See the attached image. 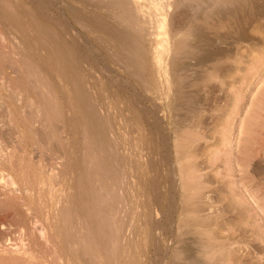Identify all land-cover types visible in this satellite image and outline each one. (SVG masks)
<instances>
[{"label": "rangeland", "instance_id": "rangeland-1", "mask_svg": "<svg viewBox=\"0 0 264 264\" xmlns=\"http://www.w3.org/2000/svg\"><path fill=\"white\" fill-rule=\"evenodd\" d=\"M10 1L15 4L16 12L19 13H16L17 16L19 15V17H21L20 14L23 13L22 15L26 14L28 16L30 15V17L25 15L23 18H26L21 20V18L15 16H13L14 18L7 16L8 19L6 16H0V26H4V30L7 29V27H12L13 31L17 29L15 31L18 33L14 31L16 36H18L17 39L19 38L20 40V38H24L25 45L29 46V53L33 56L31 57L34 60L33 63H35V66L38 65L36 67L37 69L41 68L42 71L47 74V78L45 79H48L51 85L50 87L54 89L53 91H55L57 96H59V99H61L60 103H62L61 105L64 109L62 117H50L48 119L44 118V120L35 117V119L33 118L32 120L36 136L38 132H43L45 130L47 133L49 132L50 134H53H51V136L50 134L46 135V131L43 132L44 134L46 133V137L43 134L46 143L48 141V145H46L50 147V150L46 148L45 152L43 149V154H38L39 150H37V148L39 147V143L37 140H33V142H35L34 145L32 143L29 148L32 157L30 158L29 163V177L34 178L37 174H35V172L39 170V167L40 171L41 169L46 168V171L43 170V173H45L46 176L50 175L49 171V174L47 173V170L49 169H51L52 174L55 172L57 173L55 170L57 167L58 169L61 167L58 166L59 162L63 163L61 164L63 174L62 176L60 175V180L58 178L57 180L52 178L53 180L51 179L52 182L50 183V186L52 185V190H50V192L45 190V195L42 191L40 198L42 199L41 201L45 203V205L44 203H40L41 206L43 205L41 211H43V209H45L44 211L47 210V213L50 211V221H52L53 216L52 204L54 198L61 192L62 194H64V192H71V188L74 185L77 187V184L73 183L74 178L72 177H74L75 174H80V176H82L80 171L83 172V176L80 178H82L81 180L84 182L85 180L83 179H86V177L84 176L85 171L82 170L85 169L83 167L91 164L90 161L96 160L99 157L98 160L102 163H100L99 166H103L102 169L104 172L100 171L102 172L100 176L95 178L98 182L95 183V181H93V185L99 186L102 183L100 187H103L104 189L100 188V191L104 190L106 193V196L104 195V200L107 202V209L111 213L118 212L121 215L122 221L120 222V215L117 213L119 215L118 222H120L122 226V232L127 233L126 235L124 233L126 236L124 240L126 239V241H122V244H125H123V252L127 256L124 259L122 258L124 262L120 260L121 264H127L130 260L131 262H129V264H133V262H135L134 264H143L144 260L146 264H161L162 260H168V258L171 260L173 254L180 249L181 245L186 244L193 246L196 242L199 243L202 241H214V243L223 242L224 238H222L221 235L224 236L228 234V231H231L233 227H246L248 229L251 227L258 231L259 234L264 232V19L260 18V20L257 18L255 24H252V26H246L245 28L247 34H249V38L246 40H238L236 36L239 34V30L236 27V23L235 25L232 23L235 20L234 17L231 16L233 21L230 16L226 17L227 19L230 18V20H227L224 16L227 21L225 19L221 21L217 20L220 16L212 14L213 12L210 13L207 10V3L205 2L201 3V7L202 4L204 5L203 7L206 6V10L210 14L206 13L207 11L204 10V8L195 17H193L191 13H188L185 17L182 16L180 19L177 17L175 20H177L176 24L178 23L180 29L179 33L183 32V30L186 29L183 26L186 27L187 25V27H191L194 31L195 29L198 31L202 30L201 34L198 31H195L194 33H199L204 38L199 34L193 35V37L197 36L194 38L195 43L191 42V44L193 43L192 47L196 48V52L195 49L192 50V47H189L188 50L190 51L188 52L190 54L186 51L184 56L183 53H178L179 56L177 55L178 57H176L173 56L174 54L172 52H166V54H168L167 56L166 54L162 55V58L166 56L165 59H163L166 64L162 65V60L160 65L161 69L163 70L164 68L167 72V80L169 82L167 84L165 83L164 77L158 76V69L156 68V65H154L155 61L153 60L154 62H152V58L156 60L157 53L155 52H157L161 45L159 44L160 40L158 39L164 38L160 37L162 36L160 34H158L159 36L157 37V34L153 33L154 31L152 32V21H147L148 23H146L145 20L141 21L140 24L143 22L142 24H146L144 25L146 28L144 30V27H142L143 25L141 24V27L138 26L139 29L141 28L140 30L136 28L139 30H137L139 33L137 34L135 23H132L134 27L131 24L132 27L129 25L131 28H129L127 24V21L130 23L133 21L127 19V21L124 22L123 20L126 19L122 18V20L120 19L121 17H117L119 14L121 15V10L124 7L119 6L114 2L112 3L109 0L110 3L118 6H114V8L112 4H107L106 6L105 4L108 2L107 0H42L44 4L46 2L43 6L40 5L42 1L39 3L38 0H21V3L19 0L17 2L16 0ZM15 2L18 4L16 5ZM32 2L38 5L39 8L37 9H39L40 12L35 8L37 6ZM167 2L168 4L165 9L169 11L167 12L168 16L169 13L172 12V5L169 3L174 2L172 0H167ZM22 3L28 5L29 10H26V8L24 10L23 5L25 4ZM20 7H22V9ZM107 7H110V9ZM30 9H32V11ZM21 10L28 12L24 14ZM110 10L111 12L114 11L112 15L110 14ZM191 10H189V12H191ZM30 11L33 12V15H36V17L27 14L31 13ZM41 11L43 15H40ZM38 12L40 14H38ZM97 12L99 13L97 14ZM103 13L104 15L106 14L105 20ZM115 13L119 14L116 15ZM203 13L206 14L204 15ZM0 14H3L2 11ZM101 14L102 16H100V18L103 17V19H101L103 23L98 16ZM95 16H97V20H100L103 25H107L106 29L103 25V28H101L100 23L95 26V23L97 24V22L94 23ZM141 16H144V14ZM206 16L210 18L207 17L206 21H204ZM215 17L217 18L215 19ZM15 18H18V20ZM35 19L41 21L39 23L36 20L38 22L36 23L40 24L44 30L41 29L42 27L40 25V28H37V24H33ZM220 19H223V15ZM9 20L11 22L14 21L12 22L13 24ZM7 21L8 23L10 22V26H7ZM105 22H108V24ZM191 22L196 25H192ZM63 23L66 24L67 28L64 27L65 24L63 25ZM61 24L64 30L61 28ZM45 25L48 26L46 27ZM108 27L109 29L114 28V30L116 28L117 33H119L118 31H122V34L125 33L123 30H127V34L129 32H134V37L138 39L136 40L133 38V35L131 38H127L129 34L121 35L120 33L119 35L123 37L125 36V40L126 38L127 40L133 38L132 40L135 42L132 40H129L130 43H128L129 41L127 42V40L125 42L120 36H115L114 38V35L106 33L108 31L105 30H107ZM181 27H183V30ZM98 29H104L102 31H105V33ZM131 29H133V31ZM29 31L31 34L28 33ZM140 31H142V33ZM34 32L37 34V36L35 35L36 37L34 36ZM42 32L48 33L50 36H54L56 32H58L61 35L62 40H64V43L68 45H71L69 43H73V41L77 40V42L75 41V43H78L76 44L77 48H75V43L73 48H75L74 51L77 50L75 56H78L76 57L78 59H76L75 68L78 67L75 70L76 72L74 71L71 74L78 76H72V78L77 81L76 88L79 91H77L79 94L78 96H82L80 98L78 97L79 101H75V98H72L75 89L73 90V87L71 86L72 81L69 78L70 75L67 77L65 76L63 81L59 80L56 76L57 64H55V59L50 57L52 61H49L46 56L45 50L47 51V49L49 50L50 48L46 47L47 49H45V45L42 44ZM147 32L150 33L147 35ZM202 33L206 35L204 36ZM105 34L109 35L106 36ZM216 34H218V36ZM219 35H222V37H219ZM26 36H29V43ZM105 36L106 38L112 37L114 40L112 38L106 39ZM140 36H142V39ZM70 37L73 38L70 40ZM116 37H120V42L121 38L123 39V45L125 44L126 46V43L132 45L125 47V49L127 48L126 50H129L130 48L129 53L127 51L124 52L125 49H123V45L119 46L115 42L117 39ZM198 37H201L200 40H198ZM202 39H204V42ZM139 40L141 42L143 41V44ZM166 40H168V38ZM170 40L172 42L171 38L168 41ZM136 41L139 42L137 43ZM162 41L163 39H161V43ZM168 41L166 42V45L167 47L170 45L168 48H170L169 50L171 51V44L173 42L168 43ZM139 43L144 46L142 47L143 49L145 48V55L143 58H145L146 62L141 57L142 55L137 57L138 53L141 54V52H143L140 48L141 45L138 46ZM156 43L159 44L157 49L155 48L158 46ZM117 45L118 48L122 47L123 50L121 51L119 48L120 52H118V49L116 48ZM134 45H136L135 48L133 47ZM207 45L212 46L208 49ZM217 45L226 48H222L223 53L218 55L219 57L221 56L220 58L215 55L216 57L212 56L206 59L207 61L204 60V63H202V59L201 62L198 59H195L201 52L205 51V49L206 52L215 50L218 47ZM196 46H198V48ZM131 47L134 48L135 51L137 50L138 53H136ZM202 47H205V49L201 51L200 48L202 49ZM130 53L131 55L136 53L135 60L136 57L143 59V62L145 63L143 65V62H141L142 65H140L144 67L140 68V65L139 67H136V64L133 63L139 64V61L142 60L139 59L135 62L133 59L135 54L131 56V58ZM186 53L187 56H185ZM197 53L198 55H196ZM173 58L174 61L172 60ZM131 59L134 62H131ZM126 60H129L132 65ZM175 60H178V62L176 61L178 63L177 66H175ZM193 60H198V65L197 62ZM170 62H172V64ZM180 63L182 64L179 66L180 68L178 70L177 67ZM183 64L184 66H182ZM153 68L158 75H153ZM150 75H153V79L150 78ZM176 76L179 78L177 79ZM149 78L152 79L153 82L149 80ZM176 81L179 82L176 83ZM176 89L178 94H176ZM183 91V94L186 93L184 96L182 94ZM163 92L166 93L164 94ZM187 93H189V95H187ZM172 98L174 99L170 101ZM77 102L79 103L77 104ZM179 116L181 119H179ZM18 125L19 129L21 127L20 130L22 131L23 125L20 121ZM41 125H43V128ZM38 126L41 128L38 129ZM36 131L38 132L36 133ZM47 138L48 140H46ZM52 139H54L55 142ZM34 146L37 147L35 148ZM177 152L179 153L177 154ZM92 154L97 158L95 159ZM56 155L59 157L55 158ZM41 160L43 162H41ZM36 166L38 167L37 169ZM42 166L43 168H41ZM48 166H51L54 170L51 167L48 168ZM2 168H4V166ZM2 168H0V170ZM2 170L4 172L5 168ZM30 173H32V175L34 174V176L32 177ZM17 180L18 179H16V181ZM82 185L84 186L83 188L87 186L86 188L88 190V185L85 186L84 183L81 184V186ZM81 186L78 188H81ZM75 187L72 189L74 190ZM82 189H80V192L86 196L87 193H84L83 191L86 192L87 190ZM34 192L36 191L34 190ZM99 194L102 195V192ZM32 195H34V193ZM30 201H28L30 210H32L31 208H33V205L35 204V210H32V212L34 211V213H36L38 219H44V216L42 215L44 211L43 213L39 211V206V208L36 209L38 205L36 203L40 200L36 201V203H34L35 200H33V202H31L33 203L32 205ZM83 202L85 203V200ZM84 203L83 206H85ZM5 210L9 211L5 208L0 210V232L1 235L3 233L6 237H10V231L16 229V224L10 216H4L6 213ZM82 211L83 213L85 212L84 210H81V212ZM140 215H142V217ZM129 221L131 222L129 223ZM124 222L128 225L124 224ZM51 224H53V222H51ZM196 224H199V226ZM148 225L149 227L151 225V227L147 228ZM210 229L217 231V234L211 235L212 233L210 232ZM3 230L6 232L4 233ZM8 230L10 233L7 232ZM195 230H199L196 232V235L194 233ZM200 231L203 235L199 234ZM148 232L151 234H147ZM147 235L149 236L147 237ZM202 236L203 238L200 239ZM239 239H244L243 241H240L246 242L248 237H239ZM250 239H253V237H250ZM256 240L260 242L259 238H254L253 241L257 242ZM250 242L252 241L250 240ZM174 244L177 246L176 248H172L175 247ZM145 245L149 247L150 251H146L148 247ZM166 246L170 248L167 249L168 247L166 248ZM153 247H156V249ZM165 249L166 252L164 251ZM123 252H121V254ZM143 252H145L144 255L146 254L148 256H144ZM154 252L155 254H153ZM159 252L162 253V255H158ZM141 254L143 257H141ZM263 254L264 253L262 252L257 256L261 257ZM164 255L167 256L165 257ZM137 256L139 261L142 259L140 262L137 260L138 263L135 261ZM126 258L128 261L125 260ZM148 260L150 263L147 262Z\"/></svg>", "mask_w": 264, "mask_h": 264}, {"label": "bare ground", "instance_id": "bare-ground-1", "mask_svg": "<svg viewBox=\"0 0 264 264\" xmlns=\"http://www.w3.org/2000/svg\"><path fill=\"white\" fill-rule=\"evenodd\" d=\"M17 1L18 0H16V2ZM19 1L21 3V0H19ZM29 1H31V0H29ZM41 1L42 0H38L39 3H41ZM109 1H111L112 3L114 2L115 4H118L119 6H123L124 7L123 8L124 10L121 7V9L123 11L121 10V12H122L121 15L118 13L119 16H117V17H121L120 19H122V18L123 19H126V20H123L122 19L124 22H126L127 19L133 21L131 23L127 21L128 27H129L130 24L134 27V25L132 23H135V25H136L135 30L137 32V30L139 29L138 26L141 27L143 25L142 27H144V30L146 28V26H144L146 24H142L143 22L141 23L142 25L140 24L141 21L145 20L146 23H148L147 21H150V22L152 21V23H153V25H152V28H153L152 32L154 31L153 33H156L157 34V37L159 36L158 34L162 35L160 37H164V38L158 39V40H160L159 41L160 42L159 44H161L160 47H159V44L156 43L158 46L155 47V48L157 49L159 47V49L157 50V52H155V53H157L156 60L154 58H152V62L155 61L154 62V65H156V68L158 69L157 70L158 71L157 73H159V75L155 72L156 70L154 71V68H153V71L154 72L153 71L152 72L154 73L153 75L157 74L158 76L164 77L165 83H167V84L169 83L168 80H167V72L165 71V69L163 68V66H162V68H163V70H162L161 69V65H160L161 61L163 59H165V57L168 55V54H166V52H168V53L169 52H172L174 54L173 56H176V57H178L180 53L181 54L183 53V56H184V54H185L186 51L187 52L190 51V50H188V48L189 47H192L193 43H195L194 38H196L197 36H194L193 37V35L195 34L194 33L195 31H198L196 29L194 31L193 29H191V27H187V25H186V27L183 26L186 29L183 30L182 29L183 27H181V29L183 30V32L179 33L180 32V29H179L178 23L176 24L177 20H175V19H177V17L180 19L182 16L185 17V15H187L188 13H191L192 16L195 17V16H197V14L199 12L202 11V9L205 8L204 10H206V6H207V10L210 13L213 12L212 14H216L217 16H220L218 18L215 17V19L217 18V20H220L221 21V20H224L226 17L230 16L231 20L233 21V18L231 16L234 17L235 20L233 22L232 21L231 22L234 23V25L236 23V27L239 30V34H237V36H236L238 40H246V39L249 38V34H247V32H246V28H245L246 26H250V25L252 26V24H255V22L257 21V18L264 19V0H172L174 3H169V4L172 5V12L169 13L168 16H167V12H169V11H167L165 9L166 6H167V4H168L167 0H114V1L113 0H109ZM109 1L107 3L105 2L106 3L105 4L106 6H107V4H112ZM204 2L207 3L206 6L203 7L204 5L202 4V7H201V3H204ZM25 3H22V4H25ZM17 4L18 3H16V5ZM26 4L23 5L24 7L22 6L24 8V10H25V8H26V10L28 9V5H26ZM33 4H35V3H33ZM33 4H31V5H33ZM45 4H46V2H45ZM45 4L42 1V3L40 5L43 6ZM52 4H51V6H52ZM115 4L114 5L112 4L113 5V8H114V6H118V5H115ZM14 5L15 4L12 3V1H10V0H0V8H1L0 13H1V11L3 13V14H0V16H6V17L8 16L10 18H14L13 16L19 17V15L17 16V14H16L18 12H16V9H15V6ZM25 6H27V7H25ZM36 6H37V7H35L36 9L39 8L38 5H36ZM42 6H41V8H42ZM22 7H20V8L22 9ZM110 7H107V8L110 9ZM30 10L32 11V9H30ZM37 10L40 12L39 9H37ZM111 10H110V12H111ZM119 10H117V11H119ZM189 10H191V12H189ZM47 11H48V9H47ZM208 11L206 13H209ZM22 12H24V11H22ZM26 12H28V11H26ZM26 12H24V14ZM39 12H38V14H40ZM43 12H44V10H43ZM113 12L114 11H112L110 14L112 15ZM98 13L99 12H97V14ZM206 13H203V14L205 15ZM22 14H20L21 17H19V18H21V20L24 19V18H26V17L23 18V16H25L26 14L25 15H22ZM27 14H31V16H35L36 17V15H33V12L27 13ZM118 14H116V15H118ZM142 14H144V16H141ZM209 14H208V16H209ZM40 15H43L42 14V11H41V14ZM103 15H104V13H103ZM105 15H104V20H105ZM222 15H223V19H220L222 17ZM26 16H28V15H26ZM98 16H99V19L100 20L103 19V17L100 18V16H102V14L101 15H98ZM208 16H206V18H205L204 21H206V19H207ZM224 16H225V18H224ZM8 17H7V19H8ZM28 17H30V15ZM35 17H33V18H35ZM96 17L97 16H95L94 23L97 22V24L95 23V26L100 23L101 28H103L102 27L103 21L101 20V22H102L101 23L100 20H97L98 18H96ZM115 18H116V16H115ZM208 18H210V17H208ZM230 18L229 19L226 18V19L227 20H230ZM15 19L18 20V18H15ZM15 19H13V20H15ZM30 19H32V18H30ZM37 19H38V17H37ZM37 19H35V21L33 22V24H35L39 20V19L38 20ZM32 20H34V19H32ZM27 21H28V19H27ZM119 21H121V20H119ZM119 21H117V22H119ZM12 22H14V21H12ZM38 22L40 23L41 21H38ZM7 23H8V21H7ZM9 23H8L7 26H10ZM65 23H63V25ZM41 24H43V23H41ZM106 24H108V22ZM191 24L192 25H196V24H194L192 22H191ZM23 25H24V23H23ZM39 25L40 24H37V26H38L37 28H40ZM124 25L127 26L126 24H124ZM34 26H36V25H34ZM103 26H105L104 28L106 29V26L107 25H103ZM197 26H199V25H197ZM197 26H196V28H197ZM1 27L2 26H0V168H2L4 166L5 170H4V172L2 170L4 168H2L0 170V210H2L3 208L9 210V211H6L5 210L6 213L4 214V216L5 217H9L10 216L11 217V219L16 224V229L10 231L11 232L10 237H6V235H4L3 233L1 235V232H0V264H121L120 260L123 261L122 258L124 259L127 256L123 252V247H124L125 244L124 243H123L124 245L122 244V241L126 237L125 235L127 233L122 232V226L120 224V222L122 221L121 215L117 212L120 215V217H119V215L116 212L111 213L107 209L108 208V205H107L106 200H104L105 199V196H106V193L104 192V190H101L100 191V188H101L100 186H101L102 183L101 182H100L101 184L98 183V184H100L99 186L98 185L97 186L95 185L96 188L93 185L94 184L93 181H95V183L98 182V181H96L97 179H95V178L100 176V174L102 173L100 171H103V169H102L103 166H99L100 163H101L98 160L99 157L98 158L96 157L97 158L96 159L94 157L95 155L92 154V156L94 155L93 157L96 160H98V161L90 159L93 162L90 161L91 164L86 165V166L83 167L85 169H82V170L85 171L84 176L86 177V179L85 178L83 179V180H85L84 182L81 180L82 178H80V177L83 176V172L82 171H80L82 176H80V174H75L74 177H72V178H74L73 179L74 180L73 183L74 184H77V187H75V185L74 186L73 185H69V186H73V187H75V189L77 188L76 190L75 189L73 190L72 189L73 187H72L71 188V192H66V193L64 192V194H62V192H61L60 194H58L54 198L53 204H52L53 205V209H52L53 210L52 221L49 220L50 219L49 215L51 214L50 211H49L50 214L47 213L48 212L47 210L44 211L45 209H43L44 213H43V211H41L42 210L41 208L43 207V205L41 206L40 203L41 204L44 203V202L41 201L42 199H40L41 198L42 191H43V194L45 193L44 192L45 190H47V191L50 192V190H52V188H51L52 185L50 186V183L52 182V180L53 179L57 180V178L60 180V178H61L60 175L62 176V174H63L62 173V170H61L62 169L61 168L62 167L61 164H63V163L59 162V165L57 164L58 166H61V167H59V169L57 167V169L59 171L53 165H51V166H53L56 169L55 171H57V173L55 172L54 174H52L51 173V169H49V170H47V173L49 171L50 175L49 176L48 175L46 176L45 173H43L44 171H46V168L44 169L43 166H42L41 167V168H43V169H41L42 172L40 171V167H39V170L37 172L34 171L35 174L37 173L35 176H34V174L32 175L33 172L30 173L32 175V177L34 176V178L29 177V171H28L29 168H30L29 167L30 166L29 163H30V158H32L31 157V152H29L30 151L29 148L31 147L32 143L34 145L35 142H33V140L35 139L39 143L38 144L39 147L37 148V150H39L38 151V154L39 153L41 154L43 152L42 151L43 149H44V152H45L46 151V148H48V149L50 148V147L47 146L48 145L47 144L48 141L46 143V141L44 139L46 137V135H49L50 133L49 132L47 133V131L44 129L46 131V133H47V134L45 133L46 135L43 133L45 131L42 130L43 132L36 131V133L38 132V134L36 136L35 135V132H34L35 129H33V125L34 124H33V121L32 120H33V118L35 119V117H37L38 119L42 118L43 120H44V118H47L48 119L50 117H52V118L53 117L55 118V117H58V116H61L62 117V115L64 114V109H63V106L61 105L62 103H60V100L61 99H59V96H57V94L55 93V91H53L54 89L50 87L51 85H50L48 79H45V78H47L46 77L47 74L44 71H42L41 68L40 69L39 68L37 69L36 67L38 65L35 66V63H33L34 60L31 58L33 56L30 55V53H29L30 52L29 51L30 49L28 48L29 46H26L25 45L24 38L23 39L20 38V40H19V38L17 39L18 36H16V34H15V32H16L15 30H17V29H15L14 27L13 28L15 29L14 30L15 32L12 30V27L11 28L10 27H7V29H5V30L3 29L4 26L2 28ZM27 27H29V26H27ZM52 27H53V25H52ZM64 27H66V24H65ZM110 27H111V25H110ZM131 27H129V28H131ZM192 27H194V26H192ZM17 28H18V26H17ZM61 28L63 29L62 24H61ZM99 28H100V26H99ZM136 28H138V29H136ZM187 28H189V29H187ZM41 29L44 30L43 27ZM62 29H60V30H62ZM133 29H131V30L133 31ZM220 29H221V26H220ZM98 30H100V29H98ZM102 30H104V29H101L100 31H102ZM117 30H118V28H117ZM150 30H151V28H150ZM19 31H20V29H19ZM105 31H108L106 33H109L111 35H114L113 36L114 38H115V36H120V37H122L124 39L125 36L124 37L121 36L123 34L124 35L125 34L126 35L129 34L128 37L126 36L127 38H131L132 35H133V38H135L134 37L135 35L133 34L134 32L133 33H130L129 32L127 34L126 33V32H128L127 30H123V31H125V33H123V34L121 33L122 31L121 32L118 31L121 35H119V33H117L116 28L114 30V28L113 29H109V27H108L107 30H105ZM105 31H102V32L105 33ZM201 31L202 30H200L198 32H200V34H201ZM219 31H221V30H219ZM23 32H24V30H23ZM140 32L142 33V31H140ZM16 33H18V32H16ZM28 33H30V31ZM148 33H150V32H147V35H148ZM109 34H107V35H109ZM137 34H139V33L137 32ZM35 35L37 36L36 33L34 34V36ZM140 35H142V34H140ZM203 35L205 36L206 34H203ZM216 35L218 36V34H216ZM38 36H40V35H38ZM106 36H105V38H106ZM150 36H152V35H150ZM153 36H155V35H153ZM211 36H213V35H211ZM220 36L222 37V35H219V37ZM28 37H27V39H28ZM120 37H118V38L116 37L117 39H116L115 42L119 46H122L123 45L122 43L124 41L126 42L127 38H126V40L124 39V41L121 38V42H120L119 41L120 40ZM140 37L142 39V36H140ZM201 37H203V36H201ZM250 37H251V35H250ZM252 37H253V35H252ZM72 38L73 37H70V40ZM107 38L108 39H111L112 37H110V38L107 37ZM167 38H168V40L171 38L173 43L171 42V40L170 41L166 40ZM200 38L198 40H200ZM225 38H227V37H225ZM42 39H43V43L42 44L45 45V49L50 48L49 50L47 49V51L45 50L47 58L49 59V61L50 60L52 61V59H50V57L53 58V59H55V61H56L55 62V64H57L56 65V68H57L56 69V72H57V75L56 76L59 78V80H62L63 81V79H64L65 76L67 77L68 75H70L69 78L72 81L71 82L72 83L71 86L73 87V90L75 89L73 91L72 98H75V101H79L78 100V97H79L78 96L79 95L78 92L79 91L76 88L77 87L76 86V82L77 81H75V79L72 78V76H74V75L71 74L78 67L77 66L75 68V63L77 61L76 59H78L76 57H78V56H75V52H77V50L74 51L75 48H77V45L76 44H78V43H75V41L77 42V40L73 41V43H69L72 46L71 45H68V44H65L64 43V40H62V37H61V35L58 32H56V34L54 36H50V34L48 35V33H43ZM135 39L137 40L138 38H135ZM161 39H163L162 43H161ZM207 39H205V40H207ZM129 40L130 39H128L127 42ZM27 41L29 43V39ZM39 41H40V39H39ZM130 41L128 43H130ZM132 41L135 42L134 40H132ZM167 41H168V43L169 42L172 43L171 45L173 47L171 46V51L169 50L170 48H168L170 45L168 47L166 45V42ZM202 41L204 42V39H202ZM211 41H209V42H211ZM133 42H132V44H133ZM191 42H193V43L191 44ZM209 42H207V43H209ZM28 43H27V45H28ZM33 43H36V42H33ZM74 43L76 45L75 48H73L74 47ZM66 45H68L69 47L66 46ZM118 45H117V47L116 46L115 47L118 49L117 51L120 52L119 51L120 49L122 51L123 49H125L126 46H128L130 44H127L126 43V46L124 44L123 45L124 46L123 49H122V47L121 48L119 47L120 48L119 49L118 48ZM136 45H134L133 47L135 48ZM140 45L141 44L139 43L138 46H140ZM212 45H210V46H212ZM130 46H132V45H130ZM210 46L207 45L208 49L211 48ZM51 47H52V49H51ZM142 47H144V46L143 45L140 46V48L144 52L145 48L143 49ZM196 47L198 48V46H196ZM43 48H44V46H43ZM134 48H132V49H134ZM222 48L223 49H226L223 46H221V47L218 46L215 50H212V51L210 50L211 52H208V51L206 52L205 47H202V49L200 48V50L202 51L203 49H205V51H203L201 53L198 52L200 54L195 59H198L200 62L203 60L202 63H204V60L208 59L209 57H212V56H215V55L218 56L220 53H223L222 52V50H223ZM126 49H125L124 52L127 51L129 53L130 48H129V50H126ZM191 49L192 50L195 49V52H196V48H193L192 47ZM131 51L134 52L135 49H134V51L133 50H131ZM135 52L138 53L137 50ZM143 52H141V54L138 53L139 56L137 55V57H140V55H142L141 57L143 58V56L145 55V52L144 53ZM136 53H134L135 55L133 54L134 56L131 55V53H130V57L133 56V59H134L135 62H137V60L140 59V58H137L136 57V60H135ZM198 53L196 55H198ZM163 54H166V56H164L162 58V55ZM221 55H223V54H221ZM185 56H187V53H186ZM190 56H188V57H190ZM188 57H186V58H188ZM190 58H192V57H190ZM143 59L145 61V58H143ZM143 59H140L142 61H139V64L138 63H133V64H136V67H139V65L141 64V62H143ZM172 60L174 61V58ZM198 60H193V61H196L197 62ZM126 61L128 62L129 60H126ZM130 61L132 62L133 60L131 59ZM130 61H129V64L131 63ZM163 61H162L161 64L162 65L163 64H166V62L164 61L165 62L164 63ZM176 61L178 62V60H175V63H176L175 66H177V64H178ZM209 61H210V59H209ZM145 62H143V65H144ZM172 62H170V63L172 64ZM46 63H48V62H46ZM181 64L182 63H180L178 65V67H177L178 70H179V68H180L179 66H181ZM130 65H132V64H130ZM141 65H140V68L141 67H144V66H141ZM154 65H153V67H154ZM173 65H174V63H173ZM197 65H198V62H197ZM182 66H184V64ZM219 66H221V65H219ZM185 67H186V65H185ZM214 67L217 68L218 65H217V67L216 66H214ZM54 74H56V73H54ZM153 75H150L151 76L150 78L153 79V77H152ZM76 77H78V76H76ZM150 78H149V80L152 81V79H150ZM176 78H177V76H176ZM176 78H174V79H176ZM174 79H172V80H174ZM161 81H159V82H161ZM154 82H157V81H154ZM178 82L176 81V83H178ZM155 85H156V83H155ZM158 85H160V84H158ZM152 86H154V85H152ZM61 87H64V86H61ZM174 87H176V86H174ZM151 89H152V87H151ZM156 89H157V87H156ZM184 89H186V88H184ZM160 90H162V89H160ZM172 91H171V93H172ZM176 91H177V89H176ZM163 93L165 94L166 92H163ZM183 93H184V91L182 92V94ZM176 94H178V91L176 92ZM176 94H175V96H176ZM184 95H186V93L183 94V96ZM187 95H189V93H187ZM80 97H82V96L80 95ZM165 97H166V95H165ZM177 97H178V95H177ZM169 99H170V97H169ZM173 99L174 98H172L170 101H172ZM185 100H186V98H185ZM174 102H172V103H174ZM192 102H193V100H192ZM78 103L79 102H77V104ZM178 103H179V101H178ZM169 105H171V104H169ZM198 109H199V107H198ZM172 111H173V109H172ZM167 112H169V111H167ZM179 119H181V117ZM186 120H185V122H186ZM19 121L23 125L22 131L20 130L21 127L19 129V125H20V124L18 125ZM176 124H177V121H176ZM43 125H41L42 128H43ZM36 126H37V124H36ZM40 128L41 127H39L38 129H40ZM43 134L45 135V137H44ZM51 134H53V133H51ZM48 138L46 140H48ZM52 140H54V139H52ZM44 141H45V143H44ZM58 141H60V140H58ZM54 142H55V140H54ZM48 149H47V151H48ZM176 151H178V150H176ZM93 152H95V151H93ZM178 153L179 152H177V154ZM89 156H90V154H89ZM58 157L56 155L55 158H58ZM82 157H84V156H82ZM43 160H44V158H43ZM86 161H87V158H86ZM25 162H26V164H25ZM41 162H43V161L41 160ZM77 162H79V161H77ZM38 163H39V161H38ZM86 163H88V162H86ZM83 165H85V164H83ZM51 166H48V168H50ZM100 167H101V169H100ZM37 168L38 167L36 166V169ZM32 171H33V169H32ZM109 174H110V172H109ZM16 179H18V180L16 181ZM82 182L84 183V185L87 183L86 185H88V190L86 188L87 187L86 185H85L86 186L85 187L86 189L83 188L84 187L83 185L81 186V184H83ZM79 185L81 186V188H78V187H80ZM104 187H107V186H104ZM82 188L84 190H87L86 192L83 191L84 193H87L86 196H85V194H83L82 192H80V189H82ZM34 190L36 192H34ZM32 192L34 193V195H32L33 194ZM53 192H54V190H53ZM98 192L99 193L102 192V195L99 194ZM111 197H112V195H111ZM108 198H110V197H108ZM32 199L35 200L34 203H36V201L40 200L39 202L36 203V204H38L37 207H36V209L40 207L38 210L43 213L42 215L44 216V219L43 218L42 219H38V217H36L37 216L36 213H34V211L32 212V210H35L34 209L35 206H36L35 204L33 205L34 207L31 208L32 210H30L29 202L28 201L31 200L30 201V203H31V202H33ZM84 200H85V203L83 202ZM111 201H113V200H111ZM83 203L85 204V206H83ZM32 204L33 203H31V205ZM44 205H45V203H44ZM81 207L82 208L84 207V208L82 209ZM81 210H84L85 211L84 212L85 214L83 213V211L81 212ZM187 210H189V209H187ZM123 214H124V212H123ZM154 215H155V213H154ZM140 216L142 217V215H140ZM118 217L121 219L120 222H118L119 221V218ZM51 222H53V224H51ZM125 222H124V224H126ZM130 222L131 221H129V223ZM140 222H141V220H140ZM127 223H128V221H127ZM155 224H156V222H155ZM126 225H128V224H126ZM197 226H199V224ZM202 226H203V224H202ZM150 227H151V225H150ZM150 227L148 225L147 228H150ZM127 229H126V231H127ZM187 230H189V229H187ZM129 231H130V229H129ZM147 231H148V229H147ZM198 231L199 230H195L194 231L195 235H196V232H198ZM214 231L215 230H213V229L211 230L210 229V232L212 233L211 235H216L217 234L216 233L217 231H215V232ZM5 232L6 231H4V233ZM7 232H9V230ZM181 232H180V234H181ZM208 232H209V230H208ZM260 232H262V231H260ZM124 233H125V235H124ZM149 233L150 232H148L147 234H149ZM186 233H187V231H186ZM199 234L201 235L202 232L200 231ZM206 234H204V235H206ZM148 236L149 235H147V237ZM263 236H264V232H262V234H259L258 231H256L255 229H253L251 227H250V229H248L246 227H235V228L233 227V229L231 231L230 230L228 231V234H226L224 236L221 235V237L224 238L223 239L224 240L223 242H220V243L219 242H217V243L215 242L214 243V241L213 242H210V241L203 242L201 240L202 242H199V243L196 242L195 245H193V246H191V245L189 246V245H186V244L185 245H181L180 246V249H178L177 252H175V254H173L172 259H171L172 261L168 258V260H162V263L161 264H168V263H171V264H264V254H263V256L258 257L259 256L258 255L259 253L260 254L262 252L264 253V239H263L264 237ZM239 237L240 238H242V237H248V240L249 241L247 240L248 241V242L246 241L247 243L246 242H241L240 240H242V239H239ZM250 237H253V239H250ZM202 238H203V236L200 237V239H202ZM254 238H259L260 242L257 241V240H256L257 242H254L253 241ZM200 239H199V241H200ZM215 239H216V237H215ZM250 240L252 242H250ZM124 241H126V239ZM150 241H151V239H150ZM175 242H176V240H175ZM147 243H148V240H147ZM174 246H175V244H174ZM146 247H148V246H146ZM167 247L168 246H166V248ZM176 247L177 246L172 247V248H176ZM163 248H165V247H163ZM169 248L170 247H168L167 249H169ZM154 249H156V247ZM135 251H137V250H135ZM146 251H150L149 250V247H148V249ZM164 251L166 252V249ZM121 252H123L124 254L123 253L121 254ZM138 252H137V254H138ZM157 252H158V250H157ZM144 253L145 252H143V255H144ZM153 254H155V252ZM160 254L162 255V253L159 252L158 255H160ZM220 254H222V255H220ZM143 255L141 257H143ZM144 256L147 257L148 255L145 254ZM133 258H135V257H133ZM137 258H138V256L135 258L136 259L135 260L136 262L138 260ZM125 260H127V258ZM146 260H147V258H146ZM154 261H155V259H154ZM129 262H131V260ZM129 262L127 264H129ZM144 262H145V260H144ZM144 262H143V264H144ZM147 262L150 263L149 260ZM134 263L135 262H133V264ZM151 263H152V261H151ZM145 264H146V262H145Z\"/></svg>", "mask_w": 264, "mask_h": 264}]
</instances>
